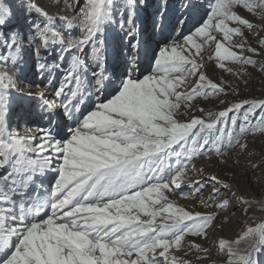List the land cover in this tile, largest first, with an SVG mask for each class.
<instances>
[{"label":"snow or ice","instance_id":"obj_1","mask_svg":"<svg viewBox=\"0 0 264 264\" xmlns=\"http://www.w3.org/2000/svg\"><path fill=\"white\" fill-rule=\"evenodd\" d=\"M249 69L264 0H0V264H264Z\"/></svg>","mask_w":264,"mask_h":264},{"label":"rangeland","instance_id":"obj_2","mask_svg":"<svg viewBox=\"0 0 264 264\" xmlns=\"http://www.w3.org/2000/svg\"><path fill=\"white\" fill-rule=\"evenodd\" d=\"M157 0H150V3L152 5H155ZM181 0H170V3L175 5L176 8H179ZM194 2L198 4H204L206 3V0H194ZM152 9L150 8L149 11ZM258 22V21H257ZM185 27H188V25H185ZM254 42V41H253ZM251 72V76L249 78V84L247 87H244L243 83L240 84V95L233 97L228 96L225 99L229 101H238L243 98H252V97H264V75H262L259 71L249 69ZM209 73L213 76V78H216L217 76H220L221 73L219 71L212 72L211 66L209 67ZM226 79H232L231 77L225 76ZM201 107H204L205 109H212V110H218L221 106L218 104V101L212 100L211 102H204L201 104ZM199 115V113H196ZM253 150L257 153V157H259V154L264 152V137H259L255 140V142L252 144ZM256 157V158H257ZM241 160V167H243L244 158L238 157ZM181 204L189 203L188 201L179 200L178 201ZM189 206L190 203H189ZM238 230L237 225H232L229 228L225 229V234H231L232 231Z\"/></svg>","mask_w":264,"mask_h":264},{"label":"bare ground","instance_id":"obj_3","mask_svg":"<svg viewBox=\"0 0 264 264\" xmlns=\"http://www.w3.org/2000/svg\"><path fill=\"white\" fill-rule=\"evenodd\" d=\"M259 157H257V159H258Z\"/></svg>","mask_w":264,"mask_h":264}]
</instances>
